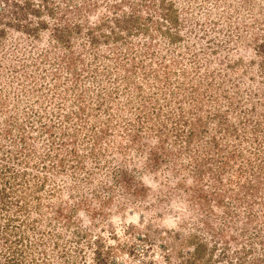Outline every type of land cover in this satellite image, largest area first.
Here are the masks:
<instances>
[{
  "label": "rangeland",
  "instance_id": "obj_1",
  "mask_svg": "<svg viewBox=\"0 0 264 264\" xmlns=\"http://www.w3.org/2000/svg\"><path fill=\"white\" fill-rule=\"evenodd\" d=\"M0 264H264V0H0Z\"/></svg>",
  "mask_w": 264,
  "mask_h": 264
}]
</instances>
